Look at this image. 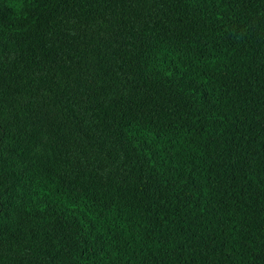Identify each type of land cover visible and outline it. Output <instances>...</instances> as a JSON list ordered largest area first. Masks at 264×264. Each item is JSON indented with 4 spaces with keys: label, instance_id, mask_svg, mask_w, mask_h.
Masks as SVG:
<instances>
[{
    "label": "trees",
    "instance_id": "obj_1",
    "mask_svg": "<svg viewBox=\"0 0 264 264\" xmlns=\"http://www.w3.org/2000/svg\"><path fill=\"white\" fill-rule=\"evenodd\" d=\"M0 264H264V0H0Z\"/></svg>",
    "mask_w": 264,
    "mask_h": 264
}]
</instances>
